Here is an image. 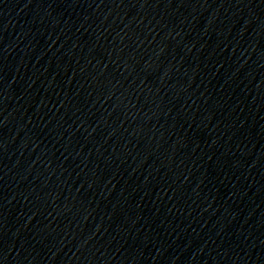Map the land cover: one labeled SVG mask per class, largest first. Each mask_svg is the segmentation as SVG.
Returning a JSON list of instances; mask_svg holds the SVG:
<instances>
[{"label": "water", "instance_id": "95a60500", "mask_svg": "<svg viewBox=\"0 0 264 264\" xmlns=\"http://www.w3.org/2000/svg\"><path fill=\"white\" fill-rule=\"evenodd\" d=\"M0 264H264V0H0Z\"/></svg>", "mask_w": 264, "mask_h": 264}]
</instances>
